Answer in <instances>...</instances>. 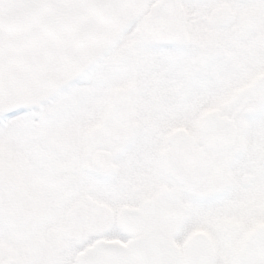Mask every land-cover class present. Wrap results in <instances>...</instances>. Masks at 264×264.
Segmentation results:
<instances>
[{
  "label": "rangeland",
  "instance_id": "obj_1",
  "mask_svg": "<svg viewBox=\"0 0 264 264\" xmlns=\"http://www.w3.org/2000/svg\"><path fill=\"white\" fill-rule=\"evenodd\" d=\"M182 2L175 46L154 47L139 27L130 29L83 83L40 107L39 115L0 128V264H72L77 245L65 241L54 249L44 235L66 223L76 202L89 199L94 211L125 203L126 197L90 176L119 146V159L98 173L173 166L200 147L204 126L216 128L218 142L198 163L264 156V32L257 26L242 34L230 30L238 14L253 8L260 20L264 5ZM120 120L127 124L122 143H95L84 135L89 127L98 131L96 122ZM170 120L172 131L164 136ZM162 190L166 186L134 197L127 192L128 203L156 201ZM97 219V213L89 215L84 226L90 240L106 228ZM156 227V219L148 225Z\"/></svg>",
  "mask_w": 264,
  "mask_h": 264
},
{
  "label": "flooded vegetation",
  "instance_id": "obj_2",
  "mask_svg": "<svg viewBox=\"0 0 264 264\" xmlns=\"http://www.w3.org/2000/svg\"><path fill=\"white\" fill-rule=\"evenodd\" d=\"M241 1L264 5V0ZM105 2L0 0V128L13 121L18 122L15 126L23 123L20 116L39 115L40 107L83 83L116 48L123 37L112 44L116 34L126 25V32L141 29L160 0H127L119 8L117 20L112 6L102 10ZM179 2L182 28L183 2ZM254 12L253 8L238 14L232 33H246L256 26L264 32V14L257 12L262 14L258 20ZM86 33V39L80 37ZM166 122L163 133L169 136L173 122ZM96 126L98 131L89 127L84 133L91 142H123L124 120L96 122ZM201 131L200 147L183 153L173 166L143 168L133 175L126 170L98 173L99 168L119 159L121 146L112 154L114 160L108 156L100 159L90 169V176L98 179L100 187L126 197L125 203L94 211L89 199L85 204L76 202L66 214V223L46 232L45 242L54 249L65 241L77 245L72 256L75 264L77 255L97 242L125 247L146 232L160 229L173 245L177 264H264V156L198 163L218 142L216 128L204 126ZM151 186H166L167 190L159 192L156 201L145 198L135 205L128 203L132 201L127 192L134 197ZM172 209H176L175 220L170 217ZM93 213H97V224L104 223L106 228L98 229L97 237L90 240V231L84 226ZM155 219L160 228H148Z\"/></svg>",
  "mask_w": 264,
  "mask_h": 264
},
{
  "label": "water",
  "instance_id": "obj_3",
  "mask_svg": "<svg viewBox=\"0 0 264 264\" xmlns=\"http://www.w3.org/2000/svg\"><path fill=\"white\" fill-rule=\"evenodd\" d=\"M127 0H107L102 10L112 6L113 16L119 18V8ZM180 5L178 0H160L153 7L142 25V34L152 45H160L167 49L172 47L180 31ZM118 34V39L126 28ZM87 38L88 33L80 36ZM116 41V40H115ZM176 210V209H175ZM175 210H171V219L177 218ZM175 214L173 216V213ZM137 224V223H136ZM144 225V222L140 223ZM175 252L172 243L161 230L147 232L136 238L123 248L118 244H104L97 242L87 253L79 254L75 264H176Z\"/></svg>",
  "mask_w": 264,
  "mask_h": 264
}]
</instances>
